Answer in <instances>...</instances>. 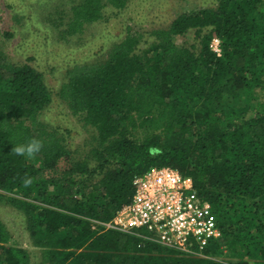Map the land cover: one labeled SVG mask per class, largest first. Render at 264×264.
<instances>
[{
	"label": "trees",
	"instance_id": "1",
	"mask_svg": "<svg viewBox=\"0 0 264 264\" xmlns=\"http://www.w3.org/2000/svg\"><path fill=\"white\" fill-rule=\"evenodd\" d=\"M128 1L61 0L44 15L64 9L56 30L73 38L101 20L104 7ZM216 1L158 30L149 50L129 27L103 60L67 71L59 96L83 122L93 154L64 176L54 172L69 152L65 139L39 121L51 98L45 76L33 58L12 63L0 48V190L25 211L45 257L63 258L58 264H264V209L245 204L250 198L264 207V0ZM192 33L198 44H176ZM214 38L220 56L210 48ZM32 138L44 144L34 158L12 153ZM152 166L193 179L221 239L189 254L140 233L104 231L100 224L130 203L135 177ZM25 176L34 178L27 188ZM8 235L0 219V264H32L29 252L4 245Z\"/></svg>",
	"mask_w": 264,
	"mask_h": 264
},
{
	"label": "rangeland",
	"instance_id": "2",
	"mask_svg": "<svg viewBox=\"0 0 264 264\" xmlns=\"http://www.w3.org/2000/svg\"><path fill=\"white\" fill-rule=\"evenodd\" d=\"M60 2L61 0H0V48L12 63L25 64L28 58H33L29 63L44 74L51 91L49 102L39 110V121L43 126L47 125L46 128L50 131L56 129L65 139L69 150L59 161L55 176H64L75 170V160L87 161L93 154L89 150V134L83 122L75 117L59 96L58 91L65 81L67 71L74 65L103 60L114 42L125 37L129 27L142 35L140 46L149 50L157 41L156 32L169 27L182 13L218 6L216 0H129L122 9L104 7L101 20L87 25L72 38L71 35L56 30V25L65 18L64 9L58 14H51L49 19L44 15L48 14L51 5L55 7ZM9 4L10 7L7 6ZM6 32L11 36H4ZM175 42L187 48L198 44L199 39H195V34L192 33L176 37ZM48 173L50 175L53 172L47 171V176ZM2 195L10 197L8 199ZM13 197L0 190V219L9 232L4 245L29 252L32 264H58L63 258H51L49 255L45 257L40 252L41 248L30 234V221L25 211L12 202ZM245 204L252 212L258 208L264 209L262 204L255 203L256 206L250 198ZM261 217L264 218L263 211ZM251 233L255 234V230ZM137 238L143 239L140 236ZM221 249L225 254L228 253L225 246L222 245ZM241 251L237 247L236 255ZM74 260L75 258L71 260L72 264Z\"/></svg>",
	"mask_w": 264,
	"mask_h": 264
},
{
	"label": "built area",
	"instance_id": "3",
	"mask_svg": "<svg viewBox=\"0 0 264 264\" xmlns=\"http://www.w3.org/2000/svg\"><path fill=\"white\" fill-rule=\"evenodd\" d=\"M211 50L221 55L220 40ZM129 204L103 224L105 232L137 235L180 253L203 252L222 231L210 206L201 200L194 181L171 166H152L133 181ZM144 233V236L142 235Z\"/></svg>",
	"mask_w": 264,
	"mask_h": 264
},
{
	"label": "clouds",
	"instance_id": "4",
	"mask_svg": "<svg viewBox=\"0 0 264 264\" xmlns=\"http://www.w3.org/2000/svg\"><path fill=\"white\" fill-rule=\"evenodd\" d=\"M44 147L43 141L37 138L30 139L27 143L15 145L12 153L26 158H34ZM25 188L30 187L34 183V178L25 176L22 181Z\"/></svg>",
	"mask_w": 264,
	"mask_h": 264
}]
</instances>
